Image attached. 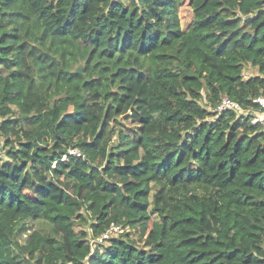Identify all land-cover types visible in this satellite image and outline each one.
I'll use <instances>...</instances> for the list:
<instances>
[{"label": "trees", "instance_id": "16d2710c", "mask_svg": "<svg viewBox=\"0 0 264 264\" xmlns=\"http://www.w3.org/2000/svg\"><path fill=\"white\" fill-rule=\"evenodd\" d=\"M261 95L264 0H0V264H264Z\"/></svg>", "mask_w": 264, "mask_h": 264}, {"label": "built area", "instance_id": "2783aa9c", "mask_svg": "<svg viewBox=\"0 0 264 264\" xmlns=\"http://www.w3.org/2000/svg\"><path fill=\"white\" fill-rule=\"evenodd\" d=\"M255 102L263 109V112L255 114L253 123L260 124L264 128V95L259 96L255 100ZM226 109H233L239 113L243 112L241 107L235 102L231 101V99H229L228 97L223 98L221 104L217 108V111L222 112L223 110H226ZM70 153L80 155V153L77 150H73ZM123 231L124 229L121 226L113 225L107 233H104L99 237L98 241L102 242L104 239H107L111 236L122 233ZM92 244L95 245V241H93Z\"/></svg>", "mask_w": 264, "mask_h": 264}, {"label": "rangeland", "instance_id": "374dc122", "mask_svg": "<svg viewBox=\"0 0 264 264\" xmlns=\"http://www.w3.org/2000/svg\"><path fill=\"white\" fill-rule=\"evenodd\" d=\"M179 17H180V20H181L182 28L184 30H186L189 27V25L191 24L192 19H193L191 8L187 5V3H185L184 5L181 6L180 11H179ZM81 67H82V70H83V66L82 65H81ZM15 112L17 113V109L16 108H15ZM126 123H127V128H130V127L133 126V123H131L130 121H128ZM58 258H59V256H58ZM46 264H58L57 254L51 255L47 259V263Z\"/></svg>", "mask_w": 264, "mask_h": 264}, {"label": "water", "instance_id": "95a60500", "mask_svg": "<svg viewBox=\"0 0 264 264\" xmlns=\"http://www.w3.org/2000/svg\"><path fill=\"white\" fill-rule=\"evenodd\" d=\"M76 73H78V74H81V73H82V67H81V66H79V67L76 69Z\"/></svg>", "mask_w": 264, "mask_h": 264}]
</instances>
